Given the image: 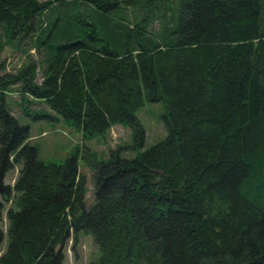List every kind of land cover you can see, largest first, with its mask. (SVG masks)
<instances>
[{
	"label": "trees",
	"instance_id": "16d2710c",
	"mask_svg": "<svg viewBox=\"0 0 264 264\" xmlns=\"http://www.w3.org/2000/svg\"><path fill=\"white\" fill-rule=\"evenodd\" d=\"M146 102L166 135L141 149ZM21 111L83 140L129 127L83 152L91 206L78 147L43 162ZM8 201L0 264H64L80 232L89 264H264V0H0V244Z\"/></svg>",
	"mask_w": 264,
	"mask_h": 264
},
{
	"label": "rangeland",
	"instance_id": "374dc122",
	"mask_svg": "<svg viewBox=\"0 0 264 264\" xmlns=\"http://www.w3.org/2000/svg\"><path fill=\"white\" fill-rule=\"evenodd\" d=\"M43 1V0H41ZM31 56L35 57L33 50L30 51ZM7 56L8 68L17 67L21 62H25L23 54L17 52H10L7 50L3 56ZM32 57V58H33ZM8 102L14 103V96H10ZM36 101L32 104H36ZM29 115L21 114L17 116L22 124H27L30 131V143H32L38 150V158L46 163L60 164L67 157H69L78 147V160L81 166L80 170L86 174L87 177V192H86V205L91 206L94 202L92 195V171L89 166L84 162L83 152L85 149H90L98 158L106 159L109 156L111 149L118 146H130L131 136L130 129L126 125L116 124L111 127L108 134L105 136H95L89 140H83L81 133L76 131L60 116L54 118L38 115L33 111ZM163 108L160 103H145L144 106L138 110L137 117L145 128V140L143 147L145 149L152 145L159 139L166 135L164 121L162 119ZM136 149H126L124 153L128 156H133ZM19 167L14 165L10 171L6 173L4 182L13 185L15 178L18 175ZM5 209L3 212L2 228L4 230L3 240L0 244V254L7 246L6 235V221L5 210L10 206V201L5 202ZM97 256V245L90 234L80 232L78 238L74 241L71 236L64 246V264H89Z\"/></svg>",
	"mask_w": 264,
	"mask_h": 264
}]
</instances>
